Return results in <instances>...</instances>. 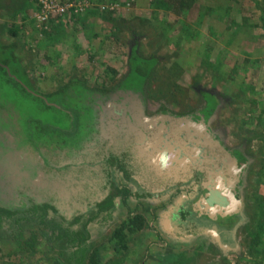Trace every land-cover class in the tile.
I'll return each instance as SVG.
<instances>
[{
  "label": "rangeland",
  "instance_id": "rangeland-1",
  "mask_svg": "<svg viewBox=\"0 0 264 264\" xmlns=\"http://www.w3.org/2000/svg\"><path fill=\"white\" fill-rule=\"evenodd\" d=\"M183 1V11L177 13L174 0H91L95 7L116 2L119 9L110 16L95 14L83 20L65 17L72 12L51 13L40 22L37 0H0V43L6 46H0V203L64 184L44 182L46 173L58 174V168H45L44 159L60 166L73 158L65 151L56 154L54 146L42 147L47 154L35 152L29 139L55 144L85 129L90 146L109 133L102 123L109 99L135 98L137 104L146 96V77L137 70L124 78L121 92L94 89L119 83L136 50L144 58L159 59L146 87L149 112L162 103L177 112L200 109L206 103L201 90L217 97L208 124L231 150L215 149L226 155L217 170L212 160L209 170L217 189H229L230 205L206 206L202 199L205 207H197L200 182L193 178L160 196L143 198L139 192L129 204L117 199L111 215L87 226L90 236L82 245L87 249L83 261L70 260L75 248L57 239L54 223L24 219L26 214L19 212L0 229V264H264V207H259L264 203V0ZM11 28H18L16 34ZM72 78L66 90L58 91ZM136 113L140 115L138 109ZM197 125L200 131L206 127ZM134 131L124 120L110 135L122 148L146 144V132ZM103 141L100 147L109 144ZM140 152L146 153L149 176H161L159 152ZM195 161L189 152L183 163ZM75 171L73 167L64 172L67 179ZM132 189L136 193L139 187ZM150 204L158 207L151 209ZM233 210L240 221L231 238L224 235L227 239L222 241L217 223L226 227ZM130 211L141 213L145 226L127 239H117L115 230ZM92 254L98 255L96 263Z\"/></svg>",
  "mask_w": 264,
  "mask_h": 264
},
{
  "label": "trees",
  "instance_id": "trees-1",
  "mask_svg": "<svg viewBox=\"0 0 264 264\" xmlns=\"http://www.w3.org/2000/svg\"><path fill=\"white\" fill-rule=\"evenodd\" d=\"M173 3L174 8L177 9L176 12L181 13L185 2L183 0H174ZM72 13V15L67 14L65 17L76 18L95 14H109L100 12L99 7H95L94 5H91L82 12ZM17 15L18 13L12 15V17L16 19ZM17 30L18 28L10 29L13 34H16L14 31ZM0 46L6 47L2 43H0ZM8 60L9 58H6L1 61L3 66L8 64ZM158 60L159 59L154 56L144 58L140 56L136 50H132L128 58L130 70L119 83L111 88L108 86L94 88L101 91L121 92L123 90L120 88L122 81L125 77L130 76L132 72L137 70V72L146 77L144 86V94L146 96H141L137 104L135 98L128 97L121 100L119 96H117L115 100L109 99L106 102L105 110L107 111V118L102 120V123H106L104 129H107L106 131H109V133H104L102 140H96L100 138L97 137L89 146L88 142L90 138L88 135L85 136V129H80V131H76L75 134L71 132L67 135L69 141L57 139L55 144L37 142L34 139H29L35 152L40 153L43 151L47 154V151L42 147L54 146L52 148L56 154V150L65 151L66 156L70 155L74 160L65 161L59 166L48 163L46 159H44L43 164L45 168H58L57 175L46 173L43 178L44 182L50 180L49 184H55L54 180H63L65 185L57 184L55 189L50 190L44 188V190H40L42 193H37L35 195L29 193L27 195L16 196V199L7 205H2L0 203V229L5 228V225L19 212H24V214H26L24 219H31L34 217L39 223H54L53 226L57 230V232L55 231L57 239L61 238L62 241L65 240L68 242L70 247L75 248L70 254V260L74 258L75 260L80 259V261H83L86 257L85 252L87 249L85 246L82 247V245L90 236L87 226L95 218L98 219L99 217L111 215L116 207L117 199L121 198L124 203L129 204L132 195H139V192L143 194L142 197H150L153 195L160 196L164 192H172V189L175 190V188L181 187V184L188 182L192 178L198 182L201 181V176L208 178V174L211 173L210 170L213 169L210 167V165H212L210 164L212 158L215 157L219 165H221L223 161L222 158H224L226 154L218 153L215 149L218 150L221 148L226 151L231 149L226 147L222 137L214 132L208 124L218 104V99L213 93L201 90L202 96L206 98V103L200 109L177 112L166 107V105L162 103L156 110L149 112L146 87L148 81L153 78L154 69ZM219 64L222 65V60H219ZM135 66L137 67L133 70L132 68ZM72 81L73 78L58 91L66 90L71 85ZM28 93L35 95V92L28 91ZM35 97H37V95ZM38 97L44 99L45 96ZM45 104L52 108L57 107L54 104L46 102ZM137 109L140 115L136 113ZM100 110L102 111V108L98 110V117L101 116ZM206 113H208V115ZM124 120L126 123L133 125L134 129H136V131H134L136 134L146 132L144 134L147 135L146 138L148 141H146V144L139 143V146L133 144L135 146L133 147L135 151L129 146H124L122 148L117 140L110 135L112 131L115 130V126L119 125L120 121L124 122ZM198 123L207 128L203 127L201 131L195 129L194 127L198 126ZM123 129L127 128L125 127ZM93 137H95V135ZM81 138H83L82 141ZM74 141L81 142L80 144H74ZM102 141L103 143L106 141V143L109 144H106V147H100ZM198 147L200 149H198ZM201 148L203 149L201 150ZM102 149H105V151H101ZM141 150H148V152L151 150V152L153 151L154 153L159 152V155L156 156L159 157V161L162 163V165L159 166L161 176L155 178L149 176V164L146 162V153L142 155L143 153L140 152ZM189 152H191V155L194 157V161L202 160L204 162L201 165L197 164L196 161L190 164L183 163ZM165 155H167L168 158H166ZM73 167L76 168L75 174L67 179V174L64 172H68L69 168ZM29 178L30 181L34 179L32 177ZM49 184L48 187L52 186ZM135 185L137 188L139 187L136 193L132 192V188L135 187ZM58 188L61 189L58 190ZM56 192L61 193L57 194ZM198 199L199 197L194 201V204L201 208L200 201L202 200ZM150 205H152L151 209L158 207V205ZM259 207L262 209L264 203L260 202ZM145 221V217L141 213L130 211L128 220L123 222L115 230L114 235L120 240L127 239L132 234L143 229ZM260 235L261 230L256 234V239L259 241ZM257 240L256 242L259 243ZM174 258L175 255L169 258L168 261L171 263ZM90 259L93 263H96L98 255L92 254ZM173 264L178 263L175 261Z\"/></svg>",
  "mask_w": 264,
  "mask_h": 264
},
{
  "label": "flooded vegetation",
  "instance_id": "flooded-vegetation-1",
  "mask_svg": "<svg viewBox=\"0 0 264 264\" xmlns=\"http://www.w3.org/2000/svg\"><path fill=\"white\" fill-rule=\"evenodd\" d=\"M237 151H239V153L244 155V152L241 149L237 148ZM243 157H244V160H246V157L245 156H243ZM212 160L216 161V163L213 164L214 165L213 170H217L219 163L215 157L212 158ZM212 163H213V161H212ZM220 163H221V161H220ZM246 170H245V175H244V181H245V177H246ZM210 174H208V178H206L205 176L200 178V180H201L200 186H199L200 189L198 188V190H200V191L202 190V191L201 192L197 191L196 193H198V192L200 193V194H198V196L201 200L203 199V201H206V206H208L210 204V206L219 205V206L228 207L231 203V201L226 196V194L227 195L229 194V189H227L225 191H223V189H220V188L217 189V183L214 179L209 177ZM224 185L228 186V183H225ZM240 192L238 195L239 198H240ZM238 196H236L237 200H238ZM200 205L203 208L205 207V205H202V202L200 203ZM208 215L210 216V214H208ZM232 215H233L232 220L226 227L221 226L219 223H217L219 225V229H220V230H218V232H220V233H218V235L222 239V241L227 239V237L231 238V235H233L235 233L237 224L240 221V219H239L240 216L236 210L232 211ZM224 235H226L227 237H223Z\"/></svg>",
  "mask_w": 264,
  "mask_h": 264
},
{
  "label": "built area",
  "instance_id": "built-area-1",
  "mask_svg": "<svg viewBox=\"0 0 264 264\" xmlns=\"http://www.w3.org/2000/svg\"><path fill=\"white\" fill-rule=\"evenodd\" d=\"M39 9L36 12L37 18L40 22L47 21L49 14L57 13L63 15L65 13L75 12L79 13L86 8L93 6L91 0H37ZM101 12H113L119 9L118 3H105L98 5Z\"/></svg>",
  "mask_w": 264,
  "mask_h": 264
},
{
  "label": "crops",
  "instance_id": "crops-1",
  "mask_svg": "<svg viewBox=\"0 0 264 264\" xmlns=\"http://www.w3.org/2000/svg\"><path fill=\"white\" fill-rule=\"evenodd\" d=\"M127 3V2H126ZM102 4H104V3H102ZM123 4H125V3H123ZM100 6V5H99ZM101 12V11H100ZM115 12V11H114ZM114 12H102V13H109V14H106V15H108V16H110L111 14L110 13H114ZM86 15V14H85ZM87 16H90V15H87ZM84 16H82V17H76V18H73V19H76V20H83V19H85V18H83ZM71 18V17H70ZM233 216V215H232Z\"/></svg>",
  "mask_w": 264,
  "mask_h": 264
}]
</instances>
